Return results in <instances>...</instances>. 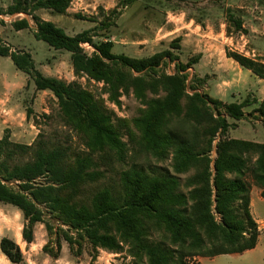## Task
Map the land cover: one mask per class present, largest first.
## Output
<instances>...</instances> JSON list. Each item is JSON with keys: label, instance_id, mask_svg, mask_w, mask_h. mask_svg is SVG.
<instances>
[{"label": "trees", "instance_id": "trees-1", "mask_svg": "<svg viewBox=\"0 0 264 264\" xmlns=\"http://www.w3.org/2000/svg\"><path fill=\"white\" fill-rule=\"evenodd\" d=\"M72 1L13 0L6 12L0 8V16H31L36 25L34 37L55 50L71 53L75 74L104 83L112 101L118 102L121 90L125 94L133 91L147 107L136 121L142 132L140 151L158 160L172 157L175 174L192 170L194 174L182 185L169 171L149 174L132 165L122 174V189L104 187L90 193L89 188L104 177L92 155L112 152L119 162H125L129 154L111 116L90 91L75 82L44 76L30 53L13 52L0 39V57L10 58L17 70L30 77L37 91L53 93L66 123L88 135L90 150V154L73 159L69 147H49L42 139L28 146L13 142L8 131L0 139V203L21 212L24 242L34 243L35 227L42 224L49 236H56L55 247L47 243L42 251L55 260L61 257L62 242L76 255H82L86 245L115 254L127 247L133 264H189L193 258L254 250L260 230L251 213V190L245 176L251 174L264 199V144L226 139V135L236 126L229 119L242 121L256 113L254 117L264 123V99L246 115L244 108L255 104V98L224 103L208 94L187 93V71L200 56L186 64L180 62L172 50L180 49L181 38L172 41L171 51L136 59L114 54V43L108 39L94 42L99 30L112 27L108 19L70 36L53 22L35 16L39 10L65 15ZM137 1L119 0L118 5L128 7ZM119 14L118 9L111 12ZM228 21L237 32L247 34L241 20L229 16ZM12 26L16 31L31 29L27 18L14 21ZM84 44L95 52L85 53ZM227 56L264 82V63L237 52L229 51ZM167 60L176 62L175 75L161 72ZM148 93L164 96L149 99ZM183 110L188 125L174 127ZM31 113L27 112L28 118ZM214 147L217 157L212 160ZM154 235L159 240H154ZM0 249L11 263L24 261L20 246L11 239L3 238Z\"/></svg>", "mask_w": 264, "mask_h": 264}, {"label": "rangeland", "instance_id": "rangeland-1", "mask_svg": "<svg viewBox=\"0 0 264 264\" xmlns=\"http://www.w3.org/2000/svg\"><path fill=\"white\" fill-rule=\"evenodd\" d=\"M118 3L119 0H73L65 15H55L48 10H39L35 16L53 22L70 36L93 29L109 20L113 23L112 27L99 30L98 36L93 38L94 42L100 43L108 39L114 43V54H124L131 58L142 59L165 50H172L170 47L172 41L178 38L181 33L177 24L173 23L171 15H178L185 10H197L196 17L200 23H203L205 30L210 26L216 33L212 34V37L216 36L217 39L211 38V40L219 42L220 50L215 51L219 56L227 55L229 51L237 52L264 63V0H141L128 7H119ZM12 4L13 0H0V8L5 12ZM115 9L120 10L121 14L111 15ZM229 16L241 20L247 34L237 32L234 24L228 21ZM24 18L30 21L31 29L16 31L12 23ZM35 29L36 25L31 16L25 14L0 16L2 44L8 46L13 52L30 53L36 69L44 76L57 78L67 83L75 82L83 89L90 91L98 104L111 116L112 126L120 132L121 139L128 146L129 154L125 162H119L112 152L92 155L98 164L97 170L102 172L104 177L89 188L90 193L104 187L122 189V174L132 165H137L149 174L169 171L180 178L182 185L187 178L194 174V170L188 174H175L172 169V157L158 160L156 157L140 151L138 141L142 137V132L136 126V121L142 117L147 107L135 97L133 91L125 94L121 90L118 102L112 101L109 93L106 92L104 83L87 79L85 75H76L71 62V53L55 50L47 43L38 41L34 37ZM82 47L88 55L95 52L89 44H84ZM172 52L184 64L198 57L197 53L188 54L186 51H182L181 45L179 50H172ZM193 68L191 67L187 71L189 76L186 85L189 94L199 92L208 94L214 99L222 97L221 99L225 102L236 103L249 98L251 94L247 95L245 87L242 86L243 89L237 91L238 97L227 96V93H233L231 82L235 81L237 84L243 85L251 84L252 87H255L253 89L255 93L261 87H257L256 84L259 78L239 65H236L232 71L229 69L224 72H215L205 79L198 77ZM224 68L226 69V67ZM161 72L175 75L177 73L176 62L167 60L161 66ZM163 96L164 93L159 96L148 93L149 99ZM184 104L185 101L182 102L183 107ZM5 109H7L6 112ZM29 110L32 113L28 118ZM185 112L183 110L179 119H175L174 127L186 128L188 124L184 121ZM10 115L13 117L15 127L9 122ZM255 117L242 121L229 119L232 124L236 123L237 126L228 131L226 139L231 137L264 143V124L254 125ZM7 131L11 140L16 143L31 146L37 140L42 139L47 142L49 147L59 145L69 147L73 159L79 155L90 154L86 145L88 135L66 123L62 118L58 100L53 93L37 91L30 77L17 70L10 58L0 57V138L7 134ZM218 140L216 138L214 146ZM210 157L212 160L217 157L216 147L213 148ZM252 160L255 161V156ZM245 181L250 190L255 192L257 186L250 173L246 174ZM253 214L256 219L261 221L258 226L261 228L260 234L262 235L260 247L254 252L246 254H233L214 261L208 259L204 261V264H264V201L254 204ZM19 224L24 225L23 219ZM35 231L37 234L35 247L38 252L36 255L39 264H133L134 261L128 254L127 247L123 252L115 254L102 249L93 250L86 245L82 255H76L70 253L65 242H62L61 258L56 261L42 251L47 243L51 248L55 247L56 236H49L42 224H37ZM153 239L159 240V237L154 235ZM189 264H200L199 258L190 259Z\"/></svg>", "mask_w": 264, "mask_h": 264}, {"label": "crops", "instance_id": "crops-1", "mask_svg": "<svg viewBox=\"0 0 264 264\" xmlns=\"http://www.w3.org/2000/svg\"><path fill=\"white\" fill-rule=\"evenodd\" d=\"M139 1H137L136 3H138ZM196 12L197 10H194V11L185 10L181 13H178V15H175V16L171 15L173 19V23L177 24V28L180 30V33H181L180 36H178V38H181L180 45H181L182 51H186L188 54L197 53L198 56H200L199 62L193 66L195 73L198 75V77L205 79L208 76H211V74L212 75L215 74V72H224V71H228L229 69H231L232 71L233 69H235V66L239 64L235 62L233 59L228 58L227 55L219 56L217 52H215V51L220 50L219 42L215 40H211V38H216V36L212 37V34H216V33L210 26H208L207 27L208 29L205 30V28L203 27V23H200L198 21V18L196 17ZM224 67H226V69ZM250 77L252 76L250 75ZM231 83L233 85L231 87V90H233V93L232 94L227 93V96H230L232 98L238 97L236 95L237 91L239 89H243L242 86H244L245 87L244 89L246 90L247 95L251 94L249 98L256 99L255 104L244 108V112L246 115H249L251 112H253L255 109L259 107L262 100L264 99L263 80L259 79V81H257L256 83L257 87L258 86H261V87L259 91H257L258 89L256 90V93L253 91L255 87H252L251 84H248V85L237 84V82L235 81ZM221 98L222 97L218 98V100L224 103H228V102L223 101ZM244 100L245 99L241 101H237L236 103H241ZM246 110H249V111L247 112ZM6 111L7 109H5V112ZM9 113H11V111H9ZM254 116H257V114L255 113ZM230 120H229V123L232 124ZM9 122L12 123L13 125L15 123L13 121L12 115H10ZM257 123H263V122L255 118V121L253 122V124L255 125ZM234 124L236 125V123ZM13 127H15V125ZM230 139H234V138L230 137ZM250 142L259 143L258 141H250ZM259 144H264V143H259ZM261 193H262V190L259 187L255 188V192L254 190H251V213H252L253 218L258 223V225L261 221H259L258 219L254 217L253 208H254L255 203H261L262 201H264V199L261 198L262 197ZM10 206H8L7 204L0 203V241L3 238H8V239L13 240L20 246L24 254V261L21 264H39V260L37 259L38 252L36 250L37 248L35 247V242L29 245L23 240V237H22L23 224L22 225L19 224L20 220L23 219L21 212L17 208H16L17 210H14L15 207L13 209V206L10 208ZM259 230L261 233L260 227H259ZM36 237H37V234L35 231V241L37 240ZM261 241H262V235L260 234L257 247L254 250L245 252V254L252 252V251L254 252L258 247H260ZM225 256H230V255H221V256L214 257V258L199 257V263L204 264V261L208 259H212L211 261H214L215 259L223 258ZM60 258L57 259L56 261H59ZM0 264H13L2 253L1 249H0Z\"/></svg>", "mask_w": 264, "mask_h": 264}]
</instances>
